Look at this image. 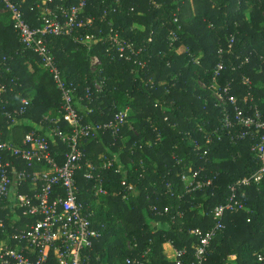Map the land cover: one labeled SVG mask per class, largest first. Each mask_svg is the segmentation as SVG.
Here are the masks:
<instances>
[{"label":"trees","instance_id":"trees-1","mask_svg":"<svg viewBox=\"0 0 264 264\" xmlns=\"http://www.w3.org/2000/svg\"><path fill=\"white\" fill-rule=\"evenodd\" d=\"M79 1L24 0L21 9L31 27H40L45 8L61 16L60 8ZM0 8V89L6 102L0 108V137L9 140L11 129L12 143L20 145L34 131L47 139L62 165L68 141L50 134L56 126L67 136L72 131L62 120L61 92L37 54L21 44L1 0ZM79 18L84 25L49 37L47 46L65 84L75 87L73 108L82 124L113 121L130 108L118 135L105 132L77 142L83 165L112 162L99 173L103 195L95 196L96 183L84 178V166L74 176L78 201L92 213L99 233L82 253L83 264H126L131 258L175 264L164 245L183 252L184 264L193 263L199 240L190 231L213 229V209L227 203L232 185L259 168L252 152L259 137L231 140L241 128H226L224 116L232 119L228 98H234L235 106L248 114L257 110L264 122V0H86ZM114 35L132 45L135 54L125 53L129 60L113 46ZM219 63L223 68L217 72ZM215 94L227 103L220 105ZM23 99L29 104L13 124L6 113ZM11 162L16 171L26 169L20 160ZM194 172L189 187L181 176ZM198 182L203 186L197 188ZM13 192L32 196L34 186L27 179ZM237 198L244 209L225 213L204 264L264 259V179L240 187ZM1 215L6 229L0 241L29 222L9 207Z\"/></svg>","mask_w":264,"mask_h":264},{"label":"built area","instance_id":"built-area-1","mask_svg":"<svg viewBox=\"0 0 264 264\" xmlns=\"http://www.w3.org/2000/svg\"><path fill=\"white\" fill-rule=\"evenodd\" d=\"M1 1L10 13L13 28L21 44L37 54L42 68L52 77L61 92L62 120L70 126L72 131L69 136L62 133L57 126L50 131L51 135L63 142L68 141V152L65 154V161L62 165H59L52 157L47 139L34 131L27 133L20 145H15L12 140H3L0 137V233L6 229V218L1 215V212L8 207L15 217H18L16 215L18 210L29 220V222H22L19 228H14L8 240L0 241V264H83L82 253L92 247L99 233L92 227L90 220L92 213L78 201L74 176L84 166V178L96 183L95 196L103 195L106 192L102 188L99 173L110 169L112 162L105 161L101 166L91 162H85L83 165V153L79 150L77 142L80 138H95L98 134L105 132L118 135L129 116L130 108L125 107L116 113L113 121L82 124L81 117L73 108L75 87L65 84L54 56L48 49L47 39L49 37L68 35L85 24L80 20L79 14L86 0H80L77 6L67 9L60 8L61 16L56 15L50 8H45L40 27H31L26 22L21 9L24 0ZM40 1L52 3V0ZM111 40L113 46L117 47L120 57L125 56V59L129 60L125 53L135 54L132 45L117 39L116 35ZM173 41L174 39L171 38V42ZM216 68L217 72L221 71L222 63H219ZM217 72L215 74H218ZM223 92L226 94L227 90ZM3 93L4 90L0 89V108L3 103H6L2 99ZM215 98L220 105L227 103V100L219 94H215ZM228 102L234 105V114L232 119L229 114H225L224 126L231 129L241 128V132L233 134L235 138L231 137V140L244 139L247 135L259 137L258 144L252 149L258 160L259 168L250 177L243 178L232 185L229 188L231 195L227 203L213 209L212 217L215 221L213 229L206 233L200 230L190 231L199 240L195 262L190 264L205 263L206 249L215 237L216 231L223 229L222 219L225 213H235L244 209L243 201L237 198L239 188L251 184L258 185L264 179V122L261 121L257 110H254L252 114L244 113L235 106L234 98H228ZM20 104L19 108L12 113H6V117L11 119L13 124L18 123L17 118L24 114L29 102L23 99ZM58 121L56 120V123ZM12 158L24 162L26 169L16 171L11 162ZM43 167L45 169L40 170ZM27 169L30 170V174ZM196 176V172L191 177L182 174L181 179L190 187ZM27 179H30L34 186L33 195L22 194L11 198L13 190L20 187ZM201 186L203 184L198 182L197 188ZM243 196L242 194L241 197ZM5 203L7 205H4ZM182 255L183 252H173L175 264H184L181 259ZM258 261L263 264L264 259L259 256ZM126 264L146 263L142 259L131 258L126 260Z\"/></svg>","mask_w":264,"mask_h":264},{"label":"rangeland","instance_id":"rangeland-1","mask_svg":"<svg viewBox=\"0 0 264 264\" xmlns=\"http://www.w3.org/2000/svg\"><path fill=\"white\" fill-rule=\"evenodd\" d=\"M2 12H3V10L0 8V14H2ZM96 63H97V59H96V58H92V60H91V64L94 65V64H96ZM91 71H95L94 67L92 68ZM95 86H96V88H97L98 90H100V84L96 83ZM124 104H125V101L122 100V99H120V100H119V104H118V106L121 107V106H123ZM11 135H12V130L10 129V131L8 132V137L10 138Z\"/></svg>","mask_w":264,"mask_h":264},{"label":"crops","instance_id":"crops-1","mask_svg":"<svg viewBox=\"0 0 264 264\" xmlns=\"http://www.w3.org/2000/svg\"><path fill=\"white\" fill-rule=\"evenodd\" d=\"M9 140H12V135L10 136ZM14 196H15V192L12 193L11 198L14 197ZM164 251H165V253L167 255V258L172 259V254H173L172 248L170 246H168V245H164ZM229 259L231 261H233V260L236 259V256H231Z\"/></svg>","mask_w":264,"mask_h":264}]
</instances>
